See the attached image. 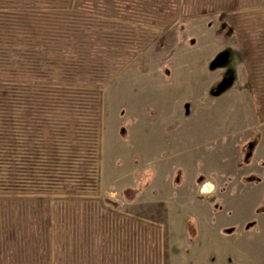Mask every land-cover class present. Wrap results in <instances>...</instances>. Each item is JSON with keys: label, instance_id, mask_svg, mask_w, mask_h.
I'll return each instance as SVG.
<instances>
[{"label": "rangeland", "instance_id": "rangeland-1", "mask_svg": "<svg viewBox=\"0 0 264 264\" xmlns=\"http://www.w3.org/2000/svg\"><path fill=\"white\" fill-rule=\"evenodd\" d=\"M261 214L264 0H0V264H264Z\"/></svg>", "mask_w": 264, "mask_h": 264}, {"label": "bare ground", "instance_id": "bare-ground-1", "mask_svg": "<svg viewBox=\"0 0 264 264\" xmlns=\"http://www.w3.org/2000/svg\"><path fill=\"white\" fill-rule=\"evenodd\" d=\"M207 190H208V186H205L204 191H207Z\"/></svg>", "mask_w": 264, "mask_h": 264}, {"label": "trees", "instance_id": "trees-1", "mask_svg": "<svg viewBox=\"0 0 264 264\" xmlns=\"http://www.w3.org/2000/svg\"><path fill=\"white\" fill-rule=\"evenodd\" d=\"M222 85H223V83H222V84H220V85L218 86V88H222ZM225 85H226V83H225Z\"/></svg>", "mask_w": 264, "mask_h": 264}, {"label": "crops", "instance_id": "crops-1", "mask_svg": "<svg viewBox=\"0 0 264 264\" xmlns=\"http://www.w3.org/2000/svg\"><path fill=\"white\" fill-rule=\"evenodd\" d=\"M260 216H261V217H264V214H261Z\"/></svg>", "mask_w": 264, "mask_h": 264}]
</instances>
